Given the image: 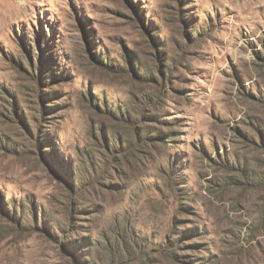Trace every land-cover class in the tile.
<instances>
[{"label":"rangeland","instance_id":"1","mask_svg":"<svg viewBox=\"0 0 264 264\" xmlns=\"http://www.w3.org/2000/svg\"><path fill=\"white\" fill-rule=\"evenodd\" d=\"M67 245L264 264V0H0V264H73Z\"/></svg>","mask_w":264,"mask_h":264},{"label":"trees","instance_id":"2","mask_svg":"<svg viewBox=\"0 0 264 264\" xmlns=\"http://www.w3.org/2000/svg\"><path fill=\"white\" fill-rule=\"evenodd\" d=\"M32 64H33V66H35L34 63H32ZM20 65L22 66L21 62H20ZM47 95L48 96L46 97V99L49 100L51 97H54L55 95H58V94H47ZM57 107H59V106H57ZM48 109L49 110H52V109H55V108H48ZM41 138L42 137H38V141L41 142ZM156 138H159V137H156ZM106 142H107V145H106L105 148H106V152L108 153V156H107L108 157L107 158L108 161L110 160L109 158H111V157H112L111 161L116 160V158L119 157L120 154H123L124 153V147L122 146V142L120 140H118V139L117 140L115 139V140H112V141L111 140L110 141L109 140H106ZM40 146H41V143H40ZM39 152L41 153L40 150H39ZM109 166H111V165L109 164L107 166V168ZM66 184L70 188L71 194L74 193V196H75L74 199L76 200V203H73L71 201L70 202V207L67 209L68 219L69 220H75L76 214L78 213V211H80V210L77 209L78 199L80 198V196H81V194L83 192L82 191V188L83 187L85 188L86 185L84 186V183L83 182L80 183L79 187H78V185H76L73 182L70 183V184L69 183H66ZM14 213H15V215L10 214V216L13 217V218H15V220H18V222L20 223V227H21V225L25 221V218L23 216L24 213L21 215V218H19L17 216V214H18L17 211H15ZM24 224H26L27 226H30L29 223H24ZM45 230L47 231V233L49 235L52 234V231L51 230H47V229H45ZM53 234H55V232H53ZM67 234H69V233H67ZM131 235L132 236L135 235L134 238H133V240H134V243L136 242V240L138 239L137 234H135V233H130V234H128V233H122L121 240H120L121 247L118 249V251L116 250L115 252H113V255H116V254L120 253L121 251H122V255L124 257H131L133 255V252H135V249L133 248V245H132ZM183 235H184L183 237H186L189 234L187 232H183ZM139 237H141V235H139ZM129 238H130V241H128ZM170 239H171V237H170ZM170 239H168L166 242H163L162 244H159L158 245L159 247L156 249V252L161 253L162 256H164L165 258H168L170 260H173L175 262H181L179 260V257L177 256V253H176V250L179 249V248H181L180 245H178V243H177V241H179V240H177L175 242H171ZM70 246L71 245H67V247L64 246V248H66L64 250L65 251L67 250L66 252L71 255V257H72V263L74 264L76 262V260H77V256L75 255V253H73V252H71V250H69L70 249ZM176 246H178V247H176ZM150 254H153V252L150 251L148 255H150ZM144 256H145L144 253H141L140 254V258H143ZM147 259L149 260L150 257L147 256ZM127 260H129V259H127ZM111 264H114V263L111 262ZM190 264H194V263L192 262Z\"/></svg>","mask_w":264,"mask_h":264}]
</instances>
